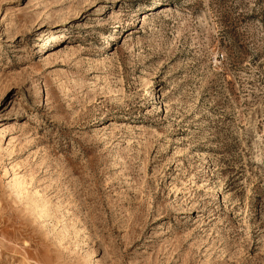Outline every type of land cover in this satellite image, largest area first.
Returning <instances> with one entry per match:
<instances>
[{
    "label": "rangeland",
    "instance_id": "1",
    "mask_svg": "<svg viewBox=\"0 0 264 264\" xmlns=\"http://www.w3.org/2000/svg\"><path fill=\"white\" fill-rule=\"evenodd\" d=\"M0 264H264V0H0Z\"/></svg>",
    "mask_w": 264,
    "mask_h": 264
},
{
    "label": "bare ground",
    "instance_id": "2",
    "mask_svg": "<svg viewBox=\"0 0 264 264\" xmlns=\"http://www.w3.org/2000/svg\"><path fill=\"white\" fill-rule=\"evenodd\" d=\"M61 33V32H60ZM62 37H64V36H62ZM240 133H241V129L240 128H238V131L235 133V135L236 136H239L240 135Z\"/></svg>",
    "mask_w": 264,
    "mask_h": 264
}]
</instances>
